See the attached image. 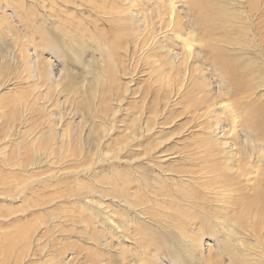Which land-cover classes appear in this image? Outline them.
I'll return each instance as SVG.
<instances>
[{
    "label": "rangeland",
    "instance_id": "rangeland-1",
    "mask_svg": "<svg viewBox=\"0 0 264 264\" xmlns=\"http://www.w3.org/2000/svg\"><path fill=\"white\" fill-rule=\"evenodd\" d=\"M44 31L64 47L82 36L86 66L72 56L56 58ZM190 38L193 49L185 46ZM99 39L115 50L114 67L95 89L94 106L106 122L82 108L89 101L87 64L108 67L98 56ZM0 46L6 56L0 59L1 264H59L63 258L67 264H150L155 246L147 250L145 242L152 238L123 240L127 228L110 233L92 226L84 207L92 198L82 199H100L90 184L104 192L116 182L131 199L149 200L143 179L147 191L179 197L154 198L160 205L152 214L144 210L147 220L138 223L155 233L156 263L174 264L162 245L166 232L183 257L179 264H230L235 254L246 264H264V0H0ZM45 61L55 75L62 68L76 73L72 87L45 83ZM128 180L130 188L122 184ZM179 192L190 197L183 202ZM193 198L203 206L191 207ZM199 214L214 222L188 219L192 225H185ZM116 222L123 225L121 216ZM195 222L201 229L192 228ZM231 223L239 232L230 238Z\"/></svg>",
    "mask_w": 264,
    "mask_h": 264
},
{
    "label": "bare ground",
    "instance_id": "bare-ground-1",
    "mask_svg": "<svg viewBox=\"0 0 264 264\" xmlns=\"http://www.w3.org/2000/svg\"><path fill=\"white\" fill-rule=\"evenodd\" d=\"M171 7L173 6V3H172V5L171 4H169ZM168 4H167V6H169ZM169 6V7H170ZM175 7V6H174ZM164 8V7H163ZM162 8V9H163ZM161 9V8H160ZM161 9V10H162ZM164 10H165V8H164ZM178 13V12H177ZM173 16V15H172ZM114 17V16H113ZM178 19V18H177ZM174 22V21H173ZM44 30V29H43ZM69 31V30H68ZM44 37H46L47 36V41H48V43H49V45L48 46H50L49 47V49L51 50V52L53 51V53H55L56 54V56H58V57H56V58H69L70 56H72L73 58H74V60H75V62H76V64L77 65H84V62H83V57H82V54H83V52H85V46H84V43H82V44H80L81 42H82V36H78V38L77 39H75V40H73V42H72V44L71 45H65L66 47H64V43H63V40L61 39V38H58V37H53V36H51L49 33H47L46 31H44ZM190 36V35H189ZM61 37V36H60ZM190 37H192V36H190ZM72 38V37H71ZM192 38H190L189 40H187V42H186V44L187 45H185V46H188V48L189 49H191L192 47H193V44H192V40H191ZM86 40V39H85ZM97 42H100V43H97L98 45H97V48H98V50H99V52H100V55H98V56H100V58H101V62L103 61V64H107V70L106 69H104V67H102V66H100L99 64H98V62H96V64H94V63H91V64H87V67H86V72H87V74L88 75H90L91 76V79L90 80H88L87 81V83H85V84H87V90L88 91H86L85 92V96H88L89 95V101L88 102H84L83 104H82V108H83V110H86L87 108L86 107H88L89 106V110H88V114H89V116H90V118H93V119H96V118H101V119H103L104 120V122H106V120H107V118H106V115L104 114V115H102L101 113H100V106H97V105H95L94 106V104H95V100H96V90L95 89H98V88H96L97 86H99L98 84L100 83V82H102L103 80H104V77H106V72L108 71V68H113L114 66L113 65H115V64H113L114 62H113V59H112V57H114L115 55L113 54V56H112V51H115L114 50V48H113V46L114 45H112V44H106V43H104L101 39H99ZM202 43V42H201ZM200 45V44H199ZM184 46V45H183ZM3 47H1L0 46V59L2 58L3 60H4V58L6 57H4V54H3ZM163 49V48H162ZM188 49V50H189ZM193 49V48H192ZM187 50V51H188ZM183 51V50H182ZM98 52V51H97ZM189 52H191V51H189ZM195 53V52H194ZM147 54V53H146ZM189 54V53H188ZM197 54V53H196ZM30 56H32V55H30ZM146 56V55H145ZM175 56V55H174ZM177 56V55H176ZM23 57H25V60L24 61H26L27 63H29L30 62V60L29 59H27L26 58V56H23ZM22 58V57H21ZM29 58H31V57H29ZM35 58L37 59V57H34L33 56V60H35ZM177 58V57H176ZM23 59V58H22ZM170 59V58H169ZM32 60V61H33ZM97 61V60H96ZM115 61V60H114ZM46 62V61H45ZM48 62V61H47ZM44 63L45 65L43 66V75H40L42 78H43V80H44V82L45 83H50L51 85V87L52 88H58V87H60V85H63L64 83H65V81H66V83H68V84H70V87H72V84H73V81H74V79H75V77H76V73H74V72H71V71H68V69H59V71H57V74L55 75L54 74V68H53V64H51V62H49V63ZM100 61H99V63H101ZM7 64V63H6ZM30 67L32 66L31 64L29 65ZM29 66H27V67H29ZM84 66H86V65H84ZM6 67V66H5ZM29 67V68H30ZM32 67H34V66H32ZM31 67V68H32ZM35 68V67H34ZM27 69V68H26ZM31 70H33V69H30L29 71H30V73H33L34 75H35V73L32 71L31 72ZM39 70V69H38ZM27 71V70H26ZM25 71V72H26ZM35 71V70H34ZM40 71V70H39ZM109 72V71H108ZM12 73V72H11ZM29 73V74H30ZM38 73V72H37ZM40 73V72H39ZM38 73V74H39ZM56 73V72H55ZM6 74V73H5ZM59 74V75H58ZM37 75V74H36ZM33 76V75H32ZM6 77V76H5ZM33 77H35V76H33ZM39 78V77H38ZM42 78H39V79H42ZM4 79V78H3ZM104 81H106V80H104ZM84 84V85H85ZM31 85V84H30ZM49 85V84H48ZM105 87H106V85H104ZM104 86H102V89H103V87ZM81 87V86H80ZM85 87V88H86ZM105 87H104V89H105ZM104 89L102 90V91H104ZM108 89V88H107ZM54 90V89H53ZM84 91V90H83ZM109 92V91H108ZM88 94V95H87ZM111 94V93H110ZM83 95H84V93H83ZM104 95V94H103ZM102 95V96H103ZM44 96V95H43ZM48 96V95H47ZM38 97V96H37ZM88 98V97H87ZM18 100V99H17ZM35 100V99H34ZM167 100V99H166ZM166 100H165V102H166ZM86 101V100H85ZM169 101V100H168ZM167 104H168V102H166ZM6 105V104H5ZM7 107L9 106L8 104L6 105ZM26 108H27V106H26ZM80 108V107H79ZM85 108V109H84ZM106 108V107H105ZM164 108V107H163ZM142 109V108H141ZM82 109L80 110V111H83ZM102 110V109H101ZM104 110V109H103ZM102 110V111H103ZM117 110V109H116ZM79 111V112H80ZM101 111V112H102ZM106 111H107V109H106ZM157 111V110H156ZM24 112H26V111H24ZM85 112V111H84ZM110 112V111H109ZM114 112V111H113ZM112 112V113H113ZM85 113H87V112H85ZM207 113V112H206ZM208 113H209V111H208ZM4 114H5V112H4ZM24 114V113H23ZM114 114V113H113ZM115 114H117V113H115ZM156 114H158V113H156ZM2 115V111L0 110V116ZM110 115V114H109ZM116 116V115H115ZM157 116V115H156ZM27 117V116H26ZM261 116H258V118H260ZM23 118H25V116L23 115ZM257 118V119H258ZM154 119V118H153ZM152 119V120H153ZM157 119V118H156ZM155 119V120H156ZM112 120V119H111ZM114 120V119H113ZM112 120V121H113ZM116 120V119H115ZM134 120V119H133ZM154 120V121H155ZM254 120V119H253ZM253 120L251 121L252 122V124H254V122H253ZM112 121H109V122H112ZM57 122V121H56ZM62 122V121H61ZM114 122V121H113ZM152 122V121H151ZM9 123V122H8ZM108 123V122H107ZM147 123V125H149V122H146ZM158 123V122H157ZM139 124V123H138ZM154 124V123H153ZM161 124H163V123H161ZM168 124V123H167ZM6 125H8L7 123H6ZM104 125V124H103ZM110 125H111V123H110ZM136 125H137V123H136ZM159 125V124H158ZM165 125V124H164ZM22 126V125H21ZM52 126V125H51ZM59 126V125H58ZM112 128L114 129V126H115V124H112ZM145 126H146V124H145ZM152 126V125H151ZM5 127V126H4ZM14 127V126H13ZM101 127V126H100ZM106 127V126H105ZM105 127H102L103 129V131H107L108 130V128H106L107 130H105ZM139 127V126H138ZM141 127V126H140ZM148 126H146V128H147ZM156 127V126H155ZM8 128V127H7ZM15 128H17V127H15ZM54 128V127H53ZM99 128V127H98ZM137 128V127H136ZM100 129V128H99ZM115 129H117V128H115ZM14 130H16V129H14ZM110 130H112L111 128H110ZM109 130V131H110ZM17 131V130H16ZM102 131V132H103ZM108 131V132H109ZM133 131V130H132ZM134 131H137V130H134ZM228 131V133H229V130H227ZM13 132V131H12ZM92 132V131H91ZM150 132V131H149ZM233 132V131H232ZM57 133V132H56ZM227 133V132H226ZM227 133V134H228ZM17 134L18 135H20V133H19V131L17 132ZM100 134H101V132H100ZM109 134V133H108ZM225 134V133H224ZM224 135L225 137L226 136H228V135ZM234 134V133H233ZM221 135V134H220ZM77 137H78V135H76ZM135 136H136V134H135ZM219 136V135H218ZM223 136V137H224ZM62 137H64V135L62 136ZM101 137V136H100ZM138 137V136H137ZM222 137V138H223ZM133 138V137H132ZM2 139V138H1ZM17 139V138H16ZM20 139V138H19ZM21 139H22V137H21ZM64 139V138H63ZM99 140L101 139V138H98ZM129 139V138H128ZM213 139H214V137H213ZM219 139V138H218ZM78 140H81V138L79 139V137H78V139H76V141L77 142H80V141H78ZM21 141V140H20ZM23 141H25V140H23ZM98 141V140H97ZM96 141V142H97ZM101 141V140H100ZM225 141V140H224ZM94 142L95 144H98V147H96L98 150L100 149V144H99V142ZM88 143V142H87ZM222 143V142H221ZM224 143V142H223ZM79 144V143H78ZM94 144V145H95ZM89 145V144H88ZM125 145V144H124ZM229 145V144H228ZM79 146H83V145H79ZM85 146V145H84ZM227 146V145H226ZM24 147V146H23ZM86 147H87V145H86ZM85 147V148H86ZM84 148V147H83ZM125 148V147H124ZM221 148V147H220ZM149 150V149H148ZM18 152V151H17ZM16 152V153H17ZM15 152H14V154H16ZM18 154V153H17ZM18 158V157H17ZM135 161H136V159H135ZM128 162V161H127ZM16 163V162H15ZM130 165H133V160L132 161H129L128 162ZM10 166V165H9ZM13 166L15 167V166H22V165H20L19 163H18V165L17 164H13ZM132 167H134V166H132ZM137 168H140V167H137ZM89 170V169H88ZM258 170V169H257ZM257 170H254L255 172H257ZM181 171V170H180ZM175 172H177V170H175ZM174 172V173H175ZM261 172L263 173V171L261 170ZM181 173V172H180ZM183 173V172H182ZM184 173H186V172H184ZM252 173V172H251ZM249 173V176L250 175H254V173ZM262 173H261V175H262ZM257 174V173H256ZM173 175V174H172ZM176 175H178L179 176V179H181L182 181H188L189 182V180H191V179H185L186 177L184 176V174H176ZM259 175V174H258ZM166 176V175H165ZM164 176V181H168L169 179H167L166 177ZM248 176V178H250ZM255 176V175H254ZM260 176V175H259ZM18 177V176H17ZM247 176H245L244 178H246ZM262 177V176H261ZM260 177V178H261ZM252 178H253V176H252ZM259 178V177H258ZM260 178L258 179V180H260ZM123 179V178H122ZM139 179H140V177H139ZM142 179V178H141ZM140 179V180H141ZM257 179V178H256ZM255 179V180H256ZM138 180V179H137ZM136 180V181H137ZM139 180V182H141ZM144 180V179H143ZM143 180H142V182H141V185H142V187H144L143 189H145V191L148 193V195H153V196H151V198L149 199V200H143V201H141L142 199H140L139 201H137V199L136 198H134V199H131V197L128 195V193L124 190V187H120L118 184H119V182H117V185H118V187L117 186H115L116 185V182H112V183H115V184H113L114 185V188H113V190L111 191V190H109L108 191V189H107V191H105L104 190V192L102 191V190H99L98 188H100V187H98L97 185H95V184H90V187H89V189H94L95 188V192H96V194H99L100 195V199L99 200H94V196L92 197V196H84V197H82V199L84 200V201H86L88 198H92V199H88L89 201H87V203H85L84 204V207L87 209V210H90V213H91V215L94 217V219H92V217H90L91 219H92V222H90V224L92 223V226H96L97 224H100L101 226H103V227H105V230H107L108 232H110V233H112V231L114 232V230H122L123 228H127L126 230H125V235H122L121 236V238L123 239V240H125V239H129V238H135L137 235H140V238H143V236H145V237H147V238H152V240H147V242H145L146 244L148 243L149 244V246H148V248H147V250H150V246L151 245H154L155 246V251H154V253L152 254V255H150L149 256V259H151L150 260V264H158V263H156L155 261L156 260H159V259H161V256H160V253H159V245L157 244V241H155V239L156 238H153L155 235V233L153 232V230H151L150 228L151 227H148L147 225H139L138 223L140 222V218H141V220H142V222L141 223H143L145 220H147V217L145 216H143V214L142 213H144V210H148V212L150 213V214H152L153 213V209L152 208H154L155 207V205H160V201H154V198L156 199V198H158L159 196H164V197H171V198H174L175 199V197L170 193V192H168V193H164V194H160L159 195V191H156V190H153V191H147V188H148V183H146V185H144V183H145V181H147L148 179H145V181H144V183H143ZM253 180V179H252ZM184 181V182H185ZM257 181V180H256ZM8 182V181H7ZM17 182V181H16ZM123 183V186H126L127 188H130V186L127 184V182L128 183H130V180H128V181H122ZM248 182V181H247ZM250 182V181H249ZM9 183H11L10 181H9ZM8 183V184H9ZM27 183V182H26ZM83 183V182H82ZM138 183V182H137ZM157 183V182H156ZM21 184V183H20ZM19 183H18V185H20ZM140 184V183H139ZM17 185V186H18ZM112 185V184H111ZM113 185L111 186V187H113ZM185 185H187L186 183H185ZM9 186H10V184H9ZM27 185H24V188L26 187ZM74 186V185H73ZM80 186V185H79ZM20 187H21V185H20ZM82 187V186H81ZM98 187V188H97ZM117 187V188H116ZM120 187V188H119ZM15 188H16V186H15ZM18 189H19V186L17 187ZM27 189V188H26ZM175 189V188H174ZM85 190V189H84ZM14 191V190H13ZM23 191V190H22ZM27 191V190H26ZM82 191V190H81ZM92 192V191H91ZM90 192V193H91ZM88 193V192H87ZM161 193H163V192H161ZM217 193V192H216ZM25 194V193H24ZM82 194H83V192H82ZM82 194H80L79 193V196L81 197L82 196ZM92 194V193H91ZM94 194V193H93ZM146 194V193H145ZM179 194H180V199H181V201H185V199H187L188 200V198L190 197H188V198H186L187 196L186 195H184L183 193H180L179 192ZM3 195V194H2ZM9 195V194H8ZM20 195H21V193H20ZM88 195V194H87ZM19 196V195H18ZM74 197H75V195H73ZM76 196H77V194H76ZM193 196V195H192ZM196 197V196H195ZM216 197V196H215ZM12 198V197H11ZM176 198H179V197H176ZM15 199V198H14ZM195 199V202L193 201ZM8 200V199H7ZM108 200H111V201H113L112 202V204H114V205H110L109 203H106L105 201H108ZM191 200V199H190ZM193 200L191 201V207H194V208H200V207H202L203 205H202V202L201 201H203V200H200L199 198H193ZM81 201V200H80ZM118 203V205L116 206V204ZM186 203H188V202H186ZM173 204V203H172ZM116 206V207H115ZM37 207V206H36ZM157 207V206H156ZM120 208H123V211H121L120 210ZM137 208H141V210H139V209H137ZM186 208V207H185ZM134 210V209H137V212H136V214L135 215H131L130 214V210ZM192 210V209H191ZM140 211V212H139ZM194 211V210H193ZM85 212V211H84ZM204 212H206V211H204ZM89 213V212H88ZM188 213V212H187ZM9 215H11V214H9ZM200 215V216H199ZM199 215H191V217L190 218H187L186 220H185V225L187 226V224L186 223H190V225H192V223L194 222V220L195 221H198V223H200V220H201V222H202V225H204L205 223H206V221L207 222H209V223H207L208 225L207 226H209L210 225V223H212V222H214V221H212V219L211 218H209L208 219V217H209V215L208 214H205V216H206V219H204L203 218V220H202V217H201V214H199ZM121 216V220H122V222H123V225H121V224H119L118 222H116V217H120ZM203 216V215H202ZM8 217V216H7ZM89 217V216H88ZM137 217H138V219H137ZM180 217V216H179ZM188 217V216H187ZM87 218V217H86ZM90 219V220H91ZM191 219L192 220V223L189 221V220ZM208 219V220H207ZM151 220V219H150ZM153 220V219H152ZM206 220V221H205ZM98 221V222H97ZM18 223V222H17ZM13 224H15V223H13ZM231 224H233V223H231ZM54 225V224H53ZM151 225V224H150ZM194 227H192V228H194V229H201V227L200 226H198L197 225V223L195 222L194 224ZM13 226H15V225H13ZM87 226H90V225H87ZM156 226V225H155ZM161 226V225H160ZM206 226V225H205ZM230 226H232V225H230ZM9 227V226H8ZM57 227V226H56ZM4 228H6V227H4ZM26 228V227H25ZM52 228H54V227H52V225L51 226H48V232H50L51 230H52ZM165 228V227H164ZM222 230H226L225 228H221ZM255 229V228H254ZM254 229H252V230H254ZM97 230H98V227H97ZM104 230V231H105ZM120 230V231H121ZM130 230H132L133 231V233H130ZM221 230V231H222ZM238 229H236L235 227H234V224H233V227L232 228H230V230H229V235H230V238L232 237V236H235V235H237V233L239 232V231H237ZM17 231V230H16ZM35 231V230H34ZM94 231V230H93ZM98 231H100V230H98ZM199 231V230H198ZM250 231V230H249ZM248 231V232H249ZM254 231H256V230H254ZM21 232V231H20ZM31 232V231H30ZM101 232V231H100ZM164 232V231H163ZM212 232H217V229H215V230H213ZM259 232V231H258ZM257 232V233H258ZM14 233H15V231H14ZM36 232H33V234H35ZM252 233H253V235H254V232L252 231ZM31 235V236H34V235ZM115 234V233H114ZM255 234H256V232H255ZM21 235H23V234H21ZM25 235V234H24ZM29 235V234H28ZM27 235V236H28ZM100 235V234H99ZM102 235V234H101ZM106 235V234H105ZM112 235V234H111ZM158 235H160V234H158ZM169 235H171V234H169ZM166 232L164 233V234H161V239L163 240L162 242V245L167 249V251L169 252V254L171 255V257H172V259H173V261H174V264H179L180 262H182V259H183V257L176 251V249L173 247V238L171 237V236H169ZM228 235V236H229ZM4 236H6V235H4ZM19 236V235H18ZM17 236V237H18ZM50 236V235H49ZM258 236H259V234H258ZM257 236V237H258ZM195 237H197V236H195ZM256 237V238H257ZM260 237V236H259ZM257 238V239H260V238ZM3 238V237H2ZM9 238V237H8ZM179 239H184V238H182V237H178ZM7 239V238H6ZM5 239V240H6ZM10 239V238H9ZM15 239V238H14ZM30 239L31 238H28L27 239V241L26 242H28V243H26V245H28V244H31L32 242V240L30 241ZM36 239V238H35ZM104 239H105V237H104ZM120 239V238H119ZM262 239V238H261ZM8 240V239H7ZM11 240V239H10ZM9 240V241H10ZM108 240V239H107ZM107 240H105V242H107ZM158 241H160V240H158ZM195 243H193V244H197L198 242H196L195 240H193ZM192 241V242H193ZM256 241V240H255ZM30 242V243H29ZM259 242V241H258ZM257 242V243H258ZM98 243H100V241L98 242ZM102 244H103V241L101 242ZM25 244V243H24ZM161 244V243H160ZM191 244V243H190ZM192 244V245H193ZM211 243H209V245H208V250H209V246L211 247V245H210ZM238 244V243H237ZM261 244V243H260ZM10 245V244H9ZM39 245V244H38ZM199 245V244H198ZM240 245V244H239ZM238 245V246H239ZM247 245V244H246ZM248 246H250V245H248ZM247 246V247H248ZM254 246V245H253ZM242 247H244V246H242ZM241 247V248H242ZM246 247V248H247ZM7 249V248H6ZM35 249V248H34ZM40 249V248H39ZM165 249V250H166ZM243 249H245V248H243ZM257 249V248H256ZM210 250H212V249H210ZM240 251H241V249H239ZM247 250V249H246ZM255 250V249H254ZM4 251V250H3ZM8 251V253L10 252V249H7V250H5L4 252H5V254H6V252ZM12 252H14L15 250H11ZM238 251V250H237ZM244 251V250H243ZM250 251V250H249ZM45 252V251H44ZM231 252V251H230ZM245 252V251H244ZM8 253L6 254L7 256H8ZM15 253H16V251H15ZM23 253V252H22ZM40 253V252H39ZM42 253V252H41ZM149 253H152V252H149ZM191 253H193V252H189L188 254V257L189 258H192V256H193V254H191ZM236 253V252H235ZM246 253H249L248 252V250L246 251ZM12 254V253H11ZM17 254L19 255V253L17 252ZM43 254V253H42ZM56 254H57V251H56ZM60 254V253H59ZM231 254H233V252H231ZM230 254V255H231ZM33 255H34V253H33ZM64 255V254H63ZM260 255V254H259ZM40 256V255H39ZM246 256H249V255H247L246 254ZM6 257V256H5ZM9 257H10V255H9ZM18 256H16V258H17ZM62 257V256H61ZM240 257L242 258V259H240ZM11 258V257H10ZM15 258V259H16ZM246 258V257H245ZM245 258L242 256V255H240V254H235V255H231V258H230V264H239L240 262V264H246V262H244V260H245ZM7 259H8V257H7ZM249 259V258H248ZM18 260V259H17ZM58 260H60V259H58ZM236 260L238 261V263H236ZM69 261V260H68ZM251 260L249 259V262H250ZM6 262V261H5ZM16 262V261H15ZM12 263V262H11ZM17 263V262H16ZM1 264V263H0ZM21 264H22V262H21ZM59 264H67L66 263V260L63 258L62 260H60L59 261ZM161 264H163V261L161 260Z\"/></svg>",
    "mask_w": 264,
    "mask_h": 264
}]
</instances>
